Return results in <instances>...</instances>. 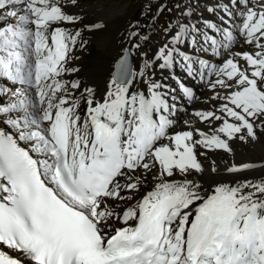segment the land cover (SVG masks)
I'll use <instances>...</instances> for the list:
<instances>
[{
	"label": "snow or ice",
	"instance_id": "obj_1",
	"mask_svg": "<svg viewBox=\"0 0 264 264\" xmlns=\"http://www.w3.org/2000/svg\"><path fill=\"white\" fill-rule=\"evenodd\" d=\"M83 8L0 0V264H264V0L133 22L103 86Z\"/></svg>",
	"mask_w": 264,
	"mask_h": 264
},
{
	"label": "bare ground",
	"instance_id": "obj_2",
	"mask_svg": "<svg viewBox=\"0 0 264 264\" xmlns=\"http://www.w3.org/2000/svg\"><path fill=\"white\" fill-rule=\"evenodd\" d=\"M83 4V11L86 15L85 23L102 21L105 24L104 29L87 34L89 39L87 50L76 53L81 56V59L76 62L82 67L81 75L85 76L89 83L103 86L114 58L127 44V32L129 25L133 22L139 21L143 32L149 33L151 31L152 41L151 45L148 46L149 52L158 43L163 42L162 28L157 33L159 36H157L154 33V27H149V20L158 4L157 0H83ZM149 7L151 11H149ZM175 16L176 12L173 10L172 20ZM86 73L87 75H85ZM198 94L203 99L208 93L205 89L199 88ZM233 147L238 161H260L264 159V137L258 143L237 142ZM213 158L219 162V156ZM225 179L228 178L225 177ZM11 253L13 257L18 256V253L13 251Z\"/></svg>",
	"mask_w": 264,
	"mask_h": 264
},
{
	"label": "rangeland",
	"instance_id": "obj_3",
	"mask_svg": "<svg viewBox=\"0 0 264 264\" xmlns=\"http://www.w3.org/2000/svg\"><path fill=\"white\" fill-rule=\"evenodd\" d=\"M158 3V2H157ZM176 3H177V0H176ZM159 15H160V13H159ZM161 16V15H160ZM163 17V16H162ZM165 20V19H164ZM155 33V32H154ZM156 34V33H155ZM169 83H172L171 81L169 82ZM201 90H204L203 88H200ZM196 91H197V94H198V90H199V88H197V89H195ZM199 95V94H198ZM189 110H190V108H189Z\"/></svg>",
	"mask_w": 264,
	"mask_h": 264
}]
</instances>
